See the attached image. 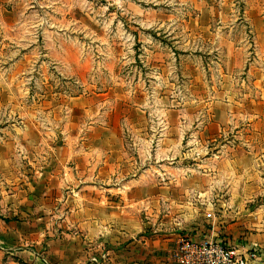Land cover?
Wrapping results in <instances>:
<instances>
[{
	"label": "rangeland",
	"instance_id": "374dc122",
	"mask_svg": "<svg viewBox=\"0 0 264 264\" xmlns=\"http://www.w3.org/2000/svg\"><path fill=\"white\" fill-rule=\"evenodd\" d=\"M192 1L0 0L14 12L10 20L42 24L17 31L18 45H0V104L65 102L94 91L119 119V142L92 152L96 170L109 173L68 178L46 202L40 169L27 208L14 214L35 217V233L74 236L69 243L82 249L84 264H181L180 237L189 230L212 229L217 220L229 234L254 235L264 214V31H252L264 21V0H238L239 11L249 8L237 16L241 29L229 31L235 16L222 12L231 3L212 0L221 13L210 22L220 30L198 38L188 29ZM26 9L32 12L22 17ZM225 82L233 83L227 94ZM141 105L145 114L136 112ZM162 119L172 125L164 141ZM36 243L42 264H55L45 240ZM23 254L4 253L0 264H34Z\"/></svg>",
	"mask_w": 264,
	"mask_h": 264
},
{
	"label": "crops",
	"instance_id": "0c3cea01",
	"mask_svg": "<svg viewBox=\"0 0 264 264\" xmlns=\"http://www.w3.org/2000/svg\"><path fill=\"white\" fill-rule=\"evenodd\" d=\"M237 1L229 0L231 5L222 12V14L235 16L234 21L228 24V31L234 27L235 30L242 27V20L241 18L237 19V16L246 14L249 8L244 5L243 10L239 11L236 5ZM190 4L188 7L191 10L188 9L187 13L192 14L194 18L192 22H189L188 29L197 31V38L201 35L200 31L220 30L219 24L210 22L212 16L221 13L219 7L212 5V0H193ZM31 12L32 9H26L20 14L24 17L29 16ZM12 13L14 12H11V9L0 8V45H9L3 42L5 39L14 41L18 45L17 31H20V29L28 31L29 26L35 29V27H41L42 25L41 23L29 24L23 18H16L12 21L10 20ZM48 26L50 24L47 23V28H50ZM53 30L60 31L61 28H54ZM252 31L253 33L256 32V37H258L259 31H264V21L260 24H252ZM238 41L242 46L243 38L240 37ZM256 44H258L257 41ZM28 45L25 44V46ZM221 87V92L227 94L231 92L233 83L225 82ZM93 94L94 91L90 93L82 91L69 99H65V102L52 103L50 101V103L46 102L42 105L36 103L18 104L17 106L0 104V256L7 252L11 255L25 252L23 255L28 257L30 262L42 264V254L39 244L36 242L45 240L49 248V257L55 264L85 263L82 249L69 243L68 237L73 239L74 236H55L52 231L45 232V229L35 233V217L29 215L17 217L14 214L24 205L27 208L28 194L34 190V182L30 181V178L38 176L37 173L40 169H42V178L38 181L43 182V195L50 194L54 189H57L59 195L60 190H62L61 187L63 185L66 187L65 183L71 177L106 175L107 171L96 170L98 164L96 158L92 156V152L97 151L99 149L98 145L101 143L110 142L115 144L119 142L115 135V122L119 119H115L114 110L103 108L98 102L99 100L93 98ZM50 99L52 100V98ZM224 100L230 102L232 99L227 96L222 102ZM222 102L216 100L214 105H219ZM197 106L199 105L196 104L194 107ZM4 107L6 109L2 112L1 110ZM15 107L18 108L17 111ZM141 107L142 105L139 108L137 107L136 112L145 114V109ZM161 121L160 137L158 139L164 141L166 138L164 130L168 126L172 127V125H170V120L162 119ZM69 127H74L75 131H68ZM166 140L173 142L176 139L168 137ZM69 158L83 159L88 165L85 170H66L67 167L64 163ZM53 160L58 161L56 167L60 164L63 169L60 166L51 169ZM45 168L47 170H44ZM52 179L54 181L53 185L51 183ZM46 197L48 200L45 201L48 202L50 197L48 195ZM60 199L58 198L57 201H61ZM260 216L257 223L258 228H256L254 235H249V233L244 234V236L229 234L228 230L225 231L227 228L217 220L214 221L212 229L205 227L195 231L189 230L186 234L194 240L212 238L225 243L228 242L237 246L241 251L254 249L257 255L255 258L249 259L247 264H262L264 263V229L261 225H264V214ZM59 225L60 222H58ZM231 227L234 228V226ZM171 236L176 239L180 235L179 233H173ZM253 245H256V247ZM148 252L143 250L142 255L145 256ZM155 252L159 253V250L156 249ZM127 253H129V260H134L130 255H134L136 252L130 250ZM128 263L134 264L135 262L129 261ZM160 264L172 263L163 262Z\"/></svg>",
	"mask_w": 264,
	"mask_h": 264
},
{
	"label": "built area",
	"instance_id": "2783aa9c",
	"mask_svg": "<svg viewBox=\"0 0 264 264\" xmlns=\"http://www.w3.org/2000/svg\"><path fill=\"white\" fill-rule=\"evenodd\" d=\"M256 251H241L234 244L204 238L194 240L185 234L180 237L177 256L181 264H247L256 257Z\"/></svg>",
	"mask_w": 264,
	"mask_h": 264
}]
</instances>
